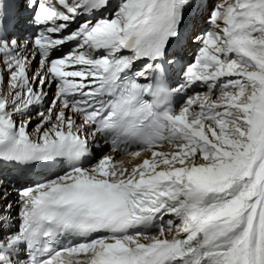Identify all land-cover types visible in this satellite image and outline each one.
<instances>
[{
	"label": "snow or ice",
	"instance_id": "6c2138e0",
	"mask_svg": "<svg viewBox=\"0 0 264 264\" xmlns=\"http://www.w3.org/2000/svg\"><path fill=\"white\" fill-rule=\"evenodd\" d=\"M0 264H264V0H0Z\"/></svg>",
	"mask_w": 264,
	"mask_h": 264
},
{
	"label": "bare ground",
	"instance_id": "6f19581e",
	"mask_svg": "<svg viewBox=\"0 0 264 264\" xmlns=\"http://www.w3.org/2000/svg\"><path fill=\"white\" fill-rule=\"evenodd\" d=\"M5 91H7V89H5ZM116 158L118 160H123L125 162H127L130 159L127 155H123V154L117 155Z\"/></svg>",
	"mask_w": 264,
	"mask_h": 264
},
{
	"label": "rangeland",
	"instance_id": "374dc122",
	"mask_svg": "<svg viewBox=\"0 0 264 264\" xmlns=\"http://www.w3.org/2000/svg\"><path fill=\"white\" fill-rule=\"evenodd\" d=\"M5 89H6V87H5ZM5 89H4V90H5ZM201 91H203V89H201ZM34 123H35V121L33 122V125H30L29 130H31V128L34 127ZM106 150H107V149H106Z\"/></svg>",
	"mask_w": 264,
	"mask_h": 264
}]
</instances>
